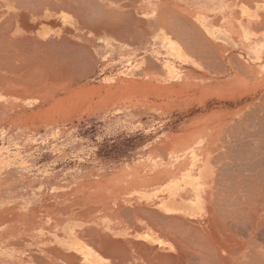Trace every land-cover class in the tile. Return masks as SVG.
Here are the masks:
<instances>
[{
    "label": "crops",
    "instance_id": "1",
    "mask_svg": "<svg viewBox=\"0 0 264 264\" xmlns=\"http://www.w3.org/2000/svg\"><path fill=\"white\" fill-rule=\"evenodd\" d=\"M24 1H26V3H24ZM40 1L41 4L46 1L44 3L45 5L43 4L40 6L37 0H0V38L2 35L3 37L5 36V38L2 37L3 39H0V48H2L0 50V58L4 59L1 61L0 65L6 66V64H9L8 69H11L9 71L10 73L15 75L22 73L26 75L28 73V76L29 74L31 75V71L29 70L32 69V66L35 71V73L32 72L33 74H42L40 71H46V69H44V67L46 68L47 62H45V58L48 62L53 59L52 57H54V59L57 57L56 60L58 61L56 63L61 61L63 66L57 64L61 67V72H56L60 71V67H57L55 68L56 71L54 74H77L80 70L86 68L93 71L96 65H98L101 71L100 83L104 98L115 97L119 99L134 97L138 100V103L136 102L132 105L139 107V110L130 109V107L128 109V107L126 108V106L123 105L122 107L124 109L122 113H165L167 112V106L174 97L181 98V101L187 104L196 98H208V102L209 98L215 96V94L211 93L221 85V82L224 83L225 81L224 78L222 80L220 77H215L214 73L217 72L219 74L225 72L228 79L235 78L236 74L238 72L240 73L243 69L246 74L248 71L247 67H254L256 68L255 70L264 73V0ZM79 1L80 5H77ZM81 1L82 3H87L89 1L87 4L88 7L86 4L84 6L81 5ZM17 3H19L18 6ZM48 3L55 4H49L51 5L49 6ZM98 3H102V6ZM20 5H22V7ZM96 5H99V7H95ZM23 6L25 7L24 9ZM29 6L31 9L28 8ZM52 6L55 8L53 9ZM35 8H39L38 11L35 10ZM111 9L116 11L117 17H115V15L113 16L114 13L112 14L111 12L112 15L107 12L104 14H108V16L111 15V18L114 17L113 20L115 22L111 20L114 23L110 22V16L108 18V16L103 14V12H105L104 10L107 11ZM124 13L128 14L125 16ZM99 14H102V16L100 15V18L96 17L99 16ZM48 15L50 17H48ZM77 16H80V19L84 18L88 21L85 22L81 19L82 21L79 20V23L76 18ZM102 17L104 18L103 21ZM157 17L159 20H157ZM106 18L108 19L106 20ZM91 19H94V21ZM90 21H93V23H89ZM129 21L130 23H128ZM97 22L98 25L96 26L95 24ZM87 23L91 24L93 27L91 25L89 26ZM102 25L104 26L100 28ZM182 27H185V30L182 29ZM179 30H181V32ZM9 31L11 33H9ZM188 31L191 33H188ZM6 32L11 35L7 37L9 34L6 35ZM32 34L33 36H31ZM23 35L27 38L29 43L27 41L26 44L24 43L25 38L22 39ZM34 36L37 39H35ZM14 40H17V43ZM185 40L188 41V43ZM21 41L24 44L21 43ZM37 41L42 45H38ZM43 41H46L45 47ZM65 41H67L66 43H68V45L63 43ZM72 41L74 44H71ZM203 42L205 44H203ZM198 43L199 47L197 46ZM11 44H14V46ZM29 44L30 46L32 45L29 48L30 51L27 47ZM50 44L55 46H52V48L54 47L53 49L50 47L49 50L47 45L51 46ZM81 44L84 45L79 47ZM37 45L38 48L36 47ZM6 48L10 51L8 52ZM18 48L20 50L24 48L21 50L20 53L22 55L20 56V50H18ZM77 48H79V50ZM200 48L202 49L199 50ZM64 49H66L65 53H63ZM32 50L36 51L32 52ZM80 51L83 52L81 53ZM28 53L32 55L28 56ZM13 54H18V56ZM39 54L40 56H38ZM208 54H210V56ZM67 55L69 56L67 59L71 58L73 61L71 59V61H67ZM204 55L207 56V59ZM212 55H215L214 57L217 58L215 59ZM8 56H12V58ZM32 56L36 57V61ZM78 56L79 58H77ZM59 57H63V61L60 60ZM24 58H28L29 60L25 61ZM37 58L39 59L38 63L41 59L40 63L43 64V67L40 66V64L37 65ZM54 59L53 62L55 61ZM204 59L207 61H204ZM230 59H232V63ZM215 60L218 61L216 62ZM27 61L30 65L26 64L25 68L23 63H28ZM65 61H67V63ZM209 61H211V65H209ZM53 62L52 64L55 63ZM64 62L69 66V68H65V70ZM68 62H72V64L69 65L70 63ZM57 65L55 64V66ZM16 68H18L19 71ZM14 69H16L15 73ZM24 69L26 72L23 71ZM210 72L212 74V79L209 80L206 78L208 77L206 73ZM201 77L209 81L199 83ZM24 79L26 80V78ZM194 85L197 86V89L190 90V87ZM84 86L79 87L82 88ZM11 88L12 87H10V89ZM17 89L18 88H14L13 90L16 91ZM136 89L140 90L139 93H136L138 92ZM2 95L3 94H0V104H2L3 101L5 104L10 101L5 108L7 109L8 107L7 111H14L16 107L14 104L15 99H8V97L12 98L13 96L6 97ZM118 103H120V101H118ZM148 107L154 109H150L152 111H146L145 108ZM5 108L2 107L0 112H5ZM9 108L13 109L9 110ZM126 128L133 129L134 125H126ZM111 140L112 139L101 140L100 142L102 143L100 144H103L104 141ZM86 142L92 143L94 141ZM181 142L182 140L177 138H160L155 139L152 145L174 146L182 145ZM86 144L89 146L95 145V143ZM83 152L85 155L88 153L95 156L99 151L96 149H84ZM48 153L51 154L55 159L54 161L57 162L62 156L61 151L54 147L48 149ZM68 153L69 156H73L74 158L77 156L76 149H69ZM115 174L119 173L70 170L67 172V175L63 176L68 178L67 183L56 180L61 177L60 172L56 170L48 172L46 175H41L43 179L40 184L23 188L27 193L36 195L40 199L37 203L29 206L28 212L37 211L36 220L38 221H44L45 217L50 215H52L54 219L55 217L65 219L67 215L63 216L61 210L63 207L68 206V218L77 221L78 225L82 226L77 229V232L82 235H87L85 236L87 238H85L86 241L93 240L90 241L91 243H89V245L92 250L106 260V264L167 263L166 259L171 256H177L180 248H182V246L177 245V243H183L184 241V239L181 238L184 236L182 227L187 224V221H179V216H174L172 213L167 214L161 212L155 204L149 205L145 202H139L136 200L135 196L128 197V194L124 195L125 193L122 192L124 189L122 184H118L110 193L104 192L105 185L107 184L105 179L117 176ZM79 178H85V180H78ZM86 184H92L93 188L97 190L85 197L78 196V190ZM140 209L148 210L146 212L144 210L145 213H141L138 211ZM151 210L156 213H154L155 216L151 215L152 213L149 214ZM53 214H56V216H53ZM133 215L138 216L135 217ZM130 222L132 223L131 226H129L131 224ZM173 228H175L176 232ZM165 254H169L166 255L167 258H165L166 256H162ZM163 259H165L164 262Z\"/></svg>",
    "mask_w": 264,
    "mask_h": 264
},
{
    "label": "rangeland",
    "instance_id": "2",
    "mask_svg": "<svg viewBox=\"0 0 264 264\" xmlns=\"http://www.w3.org/2000/svg\"><path fill=\"white\" fill-rule=\"evenodd\" d=\"M247 68L246 74L242 68L243 70L238 72L233 79H228L225 72L214 73L215 77H220L222 80L224 78L225 81L221 82V85L211 93L215 96L209 98L208 102V98H196L187 104L183 103L181 98L174 97L165 113H122L124 108L121 106L123 105L130 106L131 104V109L139 110V107L132 105L138 100L133 97L119 99L100 97L102 93L101 71L98 65L93 71L86 68L77 74L50 75L51 72L46 71V74L29 76L23 75L24 73L12 74L8 67L0 65V94L7 97L13 96L16 106L13 113H0V173L9 176L11 185L9 194L12 197L11 202L4 205L6 208H13L19 214L28 213L29 206L37 203L40 199L36 195L27 193L23 188L40 184L43 179L41 175H46L53 170L60 172L61 177L56 180L63 183L68 182V178L63 176L67 175L70 170L118 172L119 174H115L117 176L105 179L107 184L104 192L107 193L112 192V189L118 184L123 185L124 195L133 189L155 186L187 167L188 159L183 153L205 130L209 132L210 142L205 141L200 145L198 151L201 156L198 164L199 167L206 165L211 189L214 191L215 198H219L220 189L224 194L222 189L228 191L229 185H226L233 178V180L239 178L235 177L238 174L236 169L240 168L243 171L240 161L233 165H238L237 168L231 166L229 158L218 159V155L223 154L222 152L226 150V147L221 146L223 139L228 140V136L230 137V133L225 127L227 125L231 127L234 124L238 126L241 123L238 127L243 132L245 126L249 127L256 123L249 122L251 115L259 117L264 113V73L255 70L254 67ZM73 74L78 76V79ZM37 75H42L41 79ZM206 75L207 79H212L211 73H206ZM43 77L44 80H42ZM55 78L61 81L59 82ZM200 79L199 83L209 81L203 77ZM11 84L15 86L13 87ZM65 84L67 86L70 84V86L67 87ZM17 85H20L19 88ZM79 86L84 87L80 88ZM10 87L12 88L10 89ZM14 88L18 89L15 91ZM191 89H197V86H191ZM13 98L8 97L9 100ZM95 101L96 103H94ZM118 101L121 102L118 103ZM6 103H10V101ZM7 104L5 102L0 104V109L6 107ZM150 109L154 108L148 107L146 111H152ZM19 117L23 120L22 124H12V121H18ZM126 125H134V128L127 129ZM160 138L181 139L182 145L153 146L154 140ZM106 139L112 140L100 144L101 140ZM86 143H95V145L89 146ZM53 147L62 153L58 162L54 161L55 159L48 153V149ZM69 149L77 150L76 158L69 156ZM84 149H96L99 152L95 156L88 153L85 155ZM235 153L236 159L240 155H247L245 152ZM238 159L240 160L241 157ZM223 162L229 163L228 166L225 165L226 163L222 166ZM239 163L241 164L239 165ZM223 176V179L227 177V180L233 178L227 183L226 180H222ZM78 180H85V178ZM234 182L236 181H231V186L235 184ZM95 190L97 189L93 188L92 184L83 185L78 190V196L85 197ZM230 192L232 194V190ZM226 194L228 193L226 192L224 196L227 197ZM226 205L227 203L223 206L226 207ZM32 212L28 214L31 215L29 219H32ZM61 213L67 217L65 219L55 217L54 219L50 215L48 221H73L68 218V206L63 207ZM54 215L56 216V214Z\"/></svg>",
    "mask_w": 264,
    "mask_h": 264
},
{
    "label": "bare ground",
    "instance_id": "3",
    "mask_svg": "<svg viewBox=\"0 0 264 264\" xmlns=\"http://www.w3.org/2000/svg\"><path fill=\"white\" fill-rule=\"evenodd\" d=\"M5 1H7V0H5ZM32 1H35V0H32ZM39 1L40 0H37V2L40 4V6L43 5L46 2V1L45 2L43 1L44 3L41 4V1L40 2ZM82 1H81V5H83V6L85 4L87 5L88 2H89V1L87 3L83 2L84 3L83 4ZM24 3H26V1H24ZM32 3H34V2H32ZM79 3H80V1L77 2V5H80ZM18 4L19 3H17V6H18ZM49 4H51V3H48V5ZM52 4H55V3H52ZM96 4H97V1H96ZM101 4H99V5H101ZM22 5H20V6L22 7ZM51 5H49V6H51ZM99 5H96L95 7H99ZM20 6H19V8H20ZM24 6H25V4H24ZM24 6H23V9L25 8ZM40 6H38V7H40ZM57 6H58V4H57ZM52 7H53V9L55 8L54 6H52ZM87 7H88V5H87ZM7 8H8V6H7ZM28 8H30V6ZM38 9L35 8V10H37V11H38ZM58 9H59V7H58ZM68 11H67V13H68ZM104 11L105 12L102 11L103 14L106 13V12L109 13V14H111V13L113 14L114 13L113 16L115 15V17H117V13H116L115 10L113 11L111 9V10H107V11L104 10ZM102 12H100V13H102ZM127 14H125V16ZM100 15L102 16V14H99V16H96V17L100 18L101 17ZM111 15H109L110 16V19H109L110 22L114 21L113 20L114 17L111 18ZM105 16H108V14L105 15ZM105 16H104V18H105ZM109 16H108V18H109ZM121 16H119V17H121ZM48 17H50V16L48 15ZM79 17L77 16L76 18L78 19L77 21L80 23L79 20H81L82 18L80 19ZM104 18L102 19V21L104 20ZM108 18H106V20ZM82 20H84L85 22L88 21V20H86L84 18ZM91 20L94 21V19H91ZM157 20H159L158 17H157ZM157 20H156V24H157ZM93 21L92 22L90 21L89 23H93ZM100 21H101V19H100ZM114 22H112V23H114ZM89 23H87V24H89ZM108 23H107V25H108ZM128 23H130V21ZM128 23H126V24H128ZM90 25L91 24H89V26ZM95 25L97 26L98 22ZM100 25H101V23H100ZM84 26H86V25H84ZM103 26L104 25H102L101 27L99 26V27L102 28ZM167 26H170V25H167ZM188 28H189V26H188ZM188 28H186V29H188ZM166 29H168V28H166ZM182 29L185 30V27H182ZM179 31L181 32V30H179ZM186 32H187V30H186ZM9 33H11V32L9 31ZM9 33L6 32V35L9 34ZM188 33H191V32L188 31ZM1 35H2V33H1ZM10 35L11 34L7 35V37L10 36ZM31 36H33V34ZM2 37H3V35H2ZM3 38H5V36ZM24 38H25V36L23 35L22 39H24ZM192 38H193V36H192ZM35 39H37V38L35 37ZM17 40H14V41L16 42ZM29 40H30V37H29ZM52 40H54V39H52ZM26 41L28 42L27 38H25V40H24L25 44H26ZM46 41L45 42L43 41V43L45 44ZM66 42L67 41H65L63 43H66ZM186 42L188 43V41H186ZM191 42H193V41H191ZM21 43H23V42L21 41ZM14 44H11V45L14 46ZM33 44H35V43H33ZM71 44H74V42L72 41ZM203 44H205V43L203 42ZM22 45H18V46H22ZM38 45H40L39 42H38ZM38 45L36 46L37 48H38ZM83 45L81 44V46H79V47H82ZM15 46H17V45H15ZM31 46H30V44H29V46H27L28 50H29V48ZM45 46H46V44L44 45V47ZM47 46H48V49H49L50 47L52 48V46H55V45L52 44L51 46H49V45H47ZM197 46L199 47V43H198ZM33 47H35V46H33ZM200 47H201V45H200ZM19 48H21V47H19ZM19 48H18V50H20ZM1 49L2 48H0V50ZM23 49H21V50H23ZM77 49L79 50V48H77ZM201 49L202 48H200L199 50H201ZM21 50L19 51V56L22 55L20 53ZM65 50L66 49H64L63 53H65ZM9 51L10 50H8V52ZM35 51L32 50V52H35ZM70 52H69V54H70ZM80 52L82 53L83 51H80ZM90 53H91V50H90ZM66 54H68V53H66ZM13 55H15V54H13ZM16 55L18 56V54H16ZM31 55L32 54H29L28 56H31ZM42 55H41V57H42ZM62 55H60V56H62ZM68 55H67V57L65 56L66 59L69 57ZM74 55H75V53H74ZM206 55H207V53H206ZM206 55H204V56H206ZM208 55L210 56V54H208ZM34 56H32V57H34ZM38 56H40V54ZM6 57H4V58H6ZM8 57L12 58V56H8ZM32 57H30V58L31 59L35 58V61H36V57H34V58H32ZM41 57H39V58H41ZM52 58L54 59V57H52ZM62 58L63 57H61L60 60H62ZM77 58H79V56ZM89 58H90V55H89ZM91 58H92V56H91ZM0 59H1L0 60V63H1V61L4 60V59H2V58H0ZM53 59H51L48 62V60H46V58H45V62L46 61L47 62H46V68L44 67V69H46L47 72L50 71L51 72V73H49L50 75L55 73V71H56L55 68L60 67L62 65L61 61H59L61 64L59 62L56 63L58 61V60H56L57 57L54 59L55 63L53 62ZM70 59H67V61H69ZM73 59H74V57H73ZM196 59H197V57H196ZM206 59H207V56H206ZM206 59H204V61ZM24 60L26 61V60H29V59L28 58L27 59L24 58ZM38 60L39 59L37 58V63H38ZM78 60H80V59H78ZM230 60H231V63H232V59H230ZM67 61H65V62L67 63ZM40 62H41V59H40V61H39V63L37 65L40 64V66L43 67V64L40 63ZM52 62L54 64H52ZM209 62H210L209 65H211V61H209ZM66 63L64 64L65 65L64 66V70H65V68H69V66ZM68 63H70V62H68ZM73 63H75V62H73ZM23 64L25 65V68H26V64L30 65L29 62L28 63L25 62ZM55 64L56 65L59 64L60 66H58V65L55 66ZM71 64H72V62L69 65H71ZM8 65L6 64V67H8ZM17 67H18V65H17ZM214 67H215V65H214ZM12 68H14V67H12ZM19 68H20V66H19ZM16 69L18 70V68H16ZM16 69H14V73H15ZM32 69H33V71H32ZM32 69L29 70V71H31V75H33L32 72L35 73L33 66H32ZM58 70H59V68H58ZM64 70H63V72H64ZM211 70H212V68H211ZM40 72H42V74L45 73L44 71H40ZM56 72H58V73L61 72V67H60V71H56ZM62 74H64V73H62ZM34 75H36V74H34ZM37 76H39L40 79H41L42 75L41 76L37 75ZM74 76L77 77V79H78V76H76V75H74ZM27 79H29V78L27 77ZM77 79L75 80L76 82H77ZM42 80H44V77L42 78ZM56 80H59V79H56ZM60 81L61 80H59V82ZM41 83H43V82H41ZM53 83L58 84L56 82H53ZM65 85L67 86V84H65ZM19 86H18V88H19ZM66 86H65V88H66ZM69 86H70V84H68L67 87H69ZM162 89H165V88H162ZM63 90H66V89H63ZM69 90H67V91H69ZM136 90L138 91L136 93H139L140 90L139 89H136ZM61 92H63V91H61ZM51 93L53 94L54 92H51ZM51 93H49V94L51 96H53ZM90 93H91V91H90ZM56 94H57V92H56ZM98 94H100V93H98ZM145 94H148V93H145ZM45 96H46V94H45ZM73 97H75V96H73ZM100 97H103L102 93L100 94ZM87 99H88V96H87ZM52 100H54V99H52ZM65 100H66V98L64 99V101ZM79 102H81V101H79ZM58 103H60V102H58ZM94 103H96V101ZM119 105H117V106H119ZM151 105H153V104H151ZM41 106H43V105H41ZM128 106H126V108ZM54 107H55V105H54ZM73 107H74V105H73ZM104 107H105V105H104ZM129 107H132V106H129ZM129 107H128V109H129ZM7 109H8V107H7ZM7 109H6L5 112H0V113H2V114L13 113V111H7ZM11 109H13V108H9V110H11ZM66 112H68V111H66ZM20 113H23V112L20 111ZM20 117L23 118V116H20ZM20 117L18 118V121H12V124H22L23 120ZM245 117H247V116H245ZM250 117H251V119H249L250 120L249 122H251V123H255L256 122V123L250 125L249 126L250 128L248 127V125H247V127L245 126L243 132H241L242 130H239V127H238L241 123H239L238 126H236L234 124L231 127H228V125L225 127L227 132L229 131L230 137L228 136V140L227 139L226 140L223 139L224 141L221 143V146L223 148L226 147V150L224 152H222L223 154L218 155V159L222 160L223 158L224 159H228L229 158L231 160L230 161L231 162V166L235 165L237 161H240V162H242V165L240 167L243 168V171H241L242 169L238 168V165L237 166H233V167H237L238 168V169H236L238 174L236 173L237 175H235V177H239L238 179L233 180L234 178L232 177L233 179L230 178L229 180H227L228 179L227 177H226V179H223L224 176L221 177L222 180H226L227 183L231 179H232L231 181H236V182H234L235 184H233L232 186L230 184L231 181L227 185L225 184L226 186L229 185V190L228 191H226V190L224 191L222 189V191L224 193V194H222L221 189H220L219 198H215L214 191L211 189V181L209 179V175H208V172H207L208 170H207L206 165L204 164V165L199 167V164H198L199 157L201 156V155H199V151H198L200 145H202L203 142H205V141L210 142L209 141V132H207V130H205L204 132H201L200 136H198L197 138L194 139V141H193L194 144L192 143L193 145H191V147H189L188 150L186 149V151L183 153L184 156H186L187 159H188V165L183 171H180V172H178L176 174L171 175L168 179H166L163 182L161 181L162 183H158L155 186H152V187H148L147 186V187H143V188L133 189L131 192L128 193V195H127L128 197L135 196L136 200H138L139 202H145L146 204H149V205L150 204L151 205L155 204L157 206V208L161 212L167 213V214L168 213H172V214H174V216H179V218H180L179 221H187V224L183 225V227H182L183 230H184L183 231L184 232V236L182 235L183 237H181V238H183L184 241H183V243H177V245L182 246V248H180V251L178 252L177 256H171L170 258L166 259L167 263H165V264H264V130H261V129H264V113H263V115H261L259 117L254 116V114L251 115ZM242 127H243V125H242ZM231 136H233V138H231ZM235 152H245V153H247V155H245L246 157L243 156V155H240L239 157H237V159L240 158V157H241V159L237 160L235 158L236 157V153ZM216 161H217V159H216ZM221 164H222V166L224 164L228 166L229 163L223 162ZM240 164L241 163H239V165ZM155 167H156V165H155ZM222 168L223 167H221V169ZM224 168H225V166H224ZM231 168H229V169H231ZM225 169H224V171H225ZM236 170H235V172H236ZM219 171H221V170H219ZM228 174H230V173H228ZM224 175H226V174L224 173ZM8 177L9 176H5V174H1L0 173V264H106V260L103 259L97 252L92 250L91 246L89 245V243H91L90 241H93V240H90V241L87 240L86 241L85 240V238H86L85 236H87V235H82L81 233L77 232V229L82 227V226L78 225L77 221H48L50 219V216L45 217L44 221H38V220H36V213L37 212H35V211L32 212L33 214L31 213L32 214V219H29V216H31V215H28V214H30V212H28L26 214H19L13 208H6V206L4 204H6L8 202H11V200H12V197L9 194L11 185L9 184L10 181H9ZM218 177H219V173H218ZM159 180H160V178H159ZM217 182H219V181H217ZM212 183L214 184V181H212ZM218 184L221 186L220 183H218ZM225 185H224V187H225ZM217 190L219 191V189H217ZM231 190H232V194L230 192ZM226 192L228 193V194H226V195H228L227 197L224 196ZM226 203H227V205H226V207H224L223 205H225ZM144 210L145 209H140L138 211H140L141 213L142 212L145 213L148 209L145 210V212H144ZM150 213H152L151 215H153V216H155V214H156L155 212H152V210H151V212L149 211V214ZM129 216H130V214H129ZM133 221H134V219H133ZM131 225H132V223L129 226H131ZM173 230H175V228H173ZM175 232H176V230H175ZM95 233H97V232H95ZM179 236H180V234H179ZM107 238H109V237H107ZM94 240H96V239H94ZM112 246H114V245H112ZM145 246H147V245H145ZM180 246H177V247H180ZM106 250H108V249H106ZM147 250H149V249H147ZM173 250H174V248H173ZM110 254H111V252H110ZM166 255H169V254H165V255H162V256H166ZM165 258H167V256ZM164 260L165 259H163V262H164ZM161 262H162V260H161ZM117 264H120V263H117Z\"/></svg>",
    "mask_w": 264,
    "mask_h": 264
}]
</instances>
